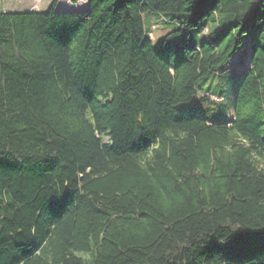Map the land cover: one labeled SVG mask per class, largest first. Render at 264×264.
I'll return each mask as SVG.
<instances>
[{
    "label": "trees",
    "instance_id": "trees-1",
    "mask_svg": "<svg viewBox=\"0 0 264 264\" xmlns=\"http://www.w3.org/2000/svg\"><path fill=\"white\" fill-rule=\"evenodd\" d=\"M58 2L0 0V264H264V0ZM257 28L233 120L180 110Z\"/></svg>",
    "mask_w": 264,
    "mask_h": 264
},
{
    "label": "rangeland",
    "instance_id": "rangeland-1",
    "mask_svg": "<svg viewBox=\"0 0 264 264\" xmlns=\"http://www.w3.org/2000/svg\"><path fill=\"white\" fill-rule=\"evenodd\" d=\"M51 2L52 0H1V8L6 13H44ZM142 18L145 30H149L147 37L152 41L154 50L170 65L187 58L183 49L184 39L181 36L166 39V35L176 29L173 24L162 15L154 13L143 14ZM213 29L214 26L209 24L204 34L191 32L187 38V45L200 44L205 38H209ZM261 38L259 28L246 35L242 39L241 47L223 66L224 73L215 72L198 82L195 85V97L178 108L196 114L209 125L232 121L235 114L236 91L248 65V48L253 43L261 44ZM251 111V106H247L240 110V115L246 116Z\"/></svg>",
    "mask_w": 264,
    "mask_h": 264
},
{
    "label": "crops",
    "instance_id": "crops-1",
    "mask_svg": "<svg viewBox=\"0 0 264 264\" xmlns=\"http://www.w3.org/2000/svg\"><path fill=\"white\" fill-rule=\"evenodd\" d=\"M88 0H59L56 10L65 12H79L87 9ZM72 3V4H70Z\"/></svg>",
    "mask_w": 264,
    "mask_h": 264
}]
</instances>
